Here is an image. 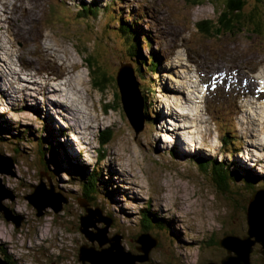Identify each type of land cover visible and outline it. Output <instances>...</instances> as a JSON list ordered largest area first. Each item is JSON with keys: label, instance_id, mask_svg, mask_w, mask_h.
Returning a JSON list of instances; mask_svg holds the SVG:
<instances>
[{"label": "rangeland", "instance_id": "374dc122", "mask_svg": "<svg viewBox=\"0 0 264 264\" xmlns=\"http://www.w3.org/2000/svg\"><path fill=\"white\" fill-rule=\"evenodd\" d=\"M260 1L264 3V0ZM3 3L21 16L15 19L11 29L1 12L4 10ZM246 3L242 25L231 32L223 30L222 36H218L213 26L216 30L220 29L222 13L229 12V0H0V20L7 25H4L6 33L2 34V43L6 50L15 48V53L18 49L25 53V61L15 59L16 71H21L22 65L29 67L26 63H33L34 67L28 69L34 75L30 77L39 82L37 85L42 86L41 81L47 78L56 88L57 81L64 82L65 79L59 77L61 70L54 65L59 64L60 67L65 58L70 66L78 64L80 71L77 72L85 80V83L79 80L77 85L84 92V104L79 99L80 93L79 97L71 96L70 102L80 110V116L88 127L85 130L79 128L76 132L74 127L64 122V118H71L68 113L63 114L60 110L50 113L44 104L50 102L54 105V95H50L47 102L42 95L34 100L31 99L32 94L37 91H22L24 87L20 80L13 83L15 86L10 91L7 88L12 79L2 84L0 154L14 160L15 176H1V179L17 197L15 202L6 200L4 206L14 210V216L25 219L26 223H21L17 229L16 223H8L0 213V248L4 251L1 257L5 259L9 255L13 264H82L79 250L87 243L80 231L82 211L86 213L79 204L82 202H87L89 209L103 210V216L113 221L108 237H121L127 252L139 254L136 241L142 235L149 234L157 239L159 246L151 251L150 262L145 264L219 263L227 254L220 242L229 234L247 235V201L250 199L245 197L264 188V120L260 119L258 126L261 130L256 127V133L253 128L246 130L248 132L241 129L243 124L239 121V114L242 110L243 114L245 112L244 107L241 109L243 101H239L238 93L244 94L247 86L238 84L240 76L235 73H241L244 67L246 71H251V77L264 72V23L259 29L250 24L253 14H256L257 21L261 19L264 22V4L258 0H246ZM82 9H95L98 20L93 18L91 23H87L77 18ZM143 17L145 19L141 20ZM30 18L32 21L27 23ZM116 18L133 25L139 21L140 34L148 35L153 41V45L145 46L144 55L148 59L153 53L160 56L158 73L152 76L149 72L142 74L148 80L144 84L149 85L148 107L153 120L149 127L144 124V132L138 137L125 116L121 98H116V94L120 96L117 84L116 87H109L107 83L100 90L92 82L99 75L116 80L123 65L134 66L104 38L105 25L110 21L116 24ZM207 21H212L213 26L209 25L208 33L207 30L201 32L202 27L206 28ZM19 26L30 30L27 41L21 40ZM4 27L1 22L0 32L4 31ZM38 29L41 36L36 34L34 39L31 34ZM54 48L65 55L60 52V59H56ZM38 53L42 56L37 57ZM91 56L99 61V65L94 64L98 68L96 75L86 62V58ZM0 57L6 63L4 58L7 56L0 54ZM235 58H239L235 65L240 63L242 66L239 64L237 67L240 72L231 67ZM217 67L223 71L219 72ZM3 69L4 66L0 65V75ZM174 69L179 74L176 75ZM227 70L233 72L229 77L225 76ZM166 71L168 76L175 75L176 78L191 77L193 72L198 80L199 77L202 80L207 101L204 102L202 116L204 127L201 130L198 127L200 133H190L194 125L189 121L185 124L186 118H183V124L189 127L182 128L179 133L175 131L181 126L176 128L180 120L175 108L177 119L170 127L166 116L172 119V106L178 107L173 103L179 100V96L175 89L169 91L166 85L179 88L183 83H173L171 79L174 76L166 79ZM29 85L34 84L31 82ZM233 86L240 91L236 92L237 88L233 89ZM18 89L21 91L17 94ZM152 91L154 94H151ZM170 94L172 102L168 101ZM9 96L13 99L11 102ZM215 110L223 126L236 127L241 140L235 154H226L221 131L218 123L214 122ZM246 121L248 125L252 124L250 120ZM90 129L92 136L86 134ZM48 130L52 133L51 137ZM22 132L27 136H23ZM19 136L21 138L17 139ZM40 136L45 139L47 153L39 147ZM109 137L111 143L102 145V141ZM189 139L193 144L189 143ZM54 147L56 156L51 152ZM100 149L106 154L102 162L98 161ZM52 156H55L56 162H52ZM200 159L227 165L232 172L240 173L242 184L232 185V191H226L213 175L198 171L197 161ZM28 164L31 168L27 167ZM94 171L101 173L100 190L98 195L90 196L94 198L91 200L83 194V182ZM39 172L46 179L52 178L58 193L69 199L70 204L62 214L55 215L49 210L45 218L38 219L36 211L25 202L24 196L33 192L32 186L39 185ZM248 173L252 174L253 181L257 179L253 189L249 183L247 188L242 182ZM78 178L79 182L75 180ZM146 209H149V220L142 217ZM95 248L101 250L98 245ZM253 259L254 264L261 261L257 254Z\"/></svg>", "mask_w": 264, "mask_h": 264}, {"label": "water", "instance_id": "95a60500", "mask_svg": "<svg viewBox=\"0 0 264 264\" xmlns=\"http://www.w3.org/2000/svg\"><path fill=\"white\" fill-rule=\"evenodd\" d=\"M116 77L123 111L138 137L144 132L146 117L145 99L137 81L136 71L129 64L123 65ZM14 168V160L0 154V213L8 223L15 222L16 228L19 229L20 222L14 216V210L4 206L6 200L15 202L17 197L3 184L1 179V176H15ZM51 179H46L39 172L37 175L39 185L32 186L33 192L24 196L27 205L34 212L36 211L38 219L45 218L50 213L49 210H52L55 215H60L70 204L67 197L58 193L54 181ZM249 195L246 197L250 199L247 201L249 203L247 235L244 237L226 236L220 242L221 248L226 250V256L219 263L211 262L209 264H254L255 253L261 257V262L264 264V190H258ZM79 204L86 209V213L82 211L80 219V231L87 239L86 245H82L79 250V261L82 264H145L150 262L149 254L159 246L157 239L149 234L142 235L136 241L139 254L127 252L122 245L121 237L113 239L108 237L113 221L103 216V210L89 209L87 202ZM101 224H104L105 227L99 228ZM93 229L98 230V233H94L93 231L96 230ZM96 245L101 250H96ZM0 264L6 263L0 261Z\"/></svg>", "mask_w": 264, "mask_h": 264}, {"label": "bare ground", "instance_id": "6f19581e", "mask_svg": "<svg viewBox=\"0 0 264 264\" xmlns=\"http://www.w3.org/2000/svg\"><path fill=\"white\" fill-rule=\"evenodd\" d=\"M9 1V0H8ZM29 1V0H28ZM34 2V0H32ZM37 1V0H36ZM67 1V0H66ZM81 1V0H80ZM135 2V1H134ZM145 2V1H144ZM32 3V2H31ZM109 3V2H108ZM132 3V2H131ZM134 4V3H133ZM3 7H4V10L1 11L4 13V15L6 16V23L9 25L8 27L11 29L12 25H13V22L15 21V19L17 17H21L18 12H14L12 11V9L10 8L11 6H9L7 3H3L2 4ZM117 5V4H116ZM27 6V5H26ZM51 6H52V3H51ZM51 6H50V9H51ZM146 6V4H145ZM84 8H85V5H84ZM1 9V8H0ZM30 9V8H29ZM28 9V10H29ZM140 9V8H139ZM79 12V11H78ZM112 13V12H111ZM136 14V13H135ZM148 14V13H147ZM114 15V14H113ZM126 16V15H125ZM93 17V16H92ZM116 17V16H115ZM114 17V19H115ZM146 17V16H145ZM123 19V18H122ZM147 19V18H146ZM120 20V19H119ZM32 21V19L30 18V20L27 22V23H30ZM117 21V20H116ZM2 22L3 24V27L4 25H6V23L4 24L3 23V20L1 19L0 20V23ZM120 23V22H119ZM123 23V22H122ZM121 23V24H122ZM133 25V24H132ZM7 26V25H6ZM134 27V26H133ZM142 28V27H141ZM4 31L0 32V54L5 57L7 56V58H4V60L6 61L3 62V59L1 60V57H0V65L1 66H4V71H3V74L0 75V82H1V87H0V91L1 89H3L2 87V84H7V79H12L13 82H10L9 83V87L7 88L8 91H10V89H12L13 86H15L13 83H16V81H19L22 85H23V89L22 91H27V90H33V91H37V92H34L35 94H32L33 97L31 99H37L38 98V95H42L45 99V101L47 102V99L50 98V95L53 97L54 95V98H53V103L54 105L52 104H49L50 102H47L46 104H44L47 108V110L51 113L53 112L54 110H60L63 114H66L68 113V116L71 117L70 119L68 120H65L64 118V122L66 124H68L70 127H74L75 131L77 132V130L79 128H83L84 130L85 129H88V127L85 125V122H83V118L80 116L81 115V112L80 110L75 107L74 105H72V103L70 102L71 96H77L79 97V93L81 94V96L79 97V99L81 100V103H83V93L82 92L83 90L79 88V80H81V82L84 80V78L82 79V76H81V73L78 74L77 71H80L79 70V66L78 64L75 65H71L69 64L68 60L65 58V61L64 63L59 67V64L57 65H54V67L56 69H60L61 71H59V77L61 78H64L65 81L64 82H61L60 80H58L57 84H55V86H58V87H54L51 85V83L49 82V79L45 78L44 79V82L41 81V84L42 86H38L37 83L39 84V82H36V80L31 77H33L34 75L32 73H29L30 70L28 68H31L33 66V63H26L27 65H29V67H27L26 65H22L21 67L23 68L21 71H16V69L14 68V66L16 65V60L17 59L18 61H25V56L24 54L22 53V50L18 49L17 50V53H15L14 49L10 48L8 50L5 49L4 47V43H2L3 41V37H2V34L3 33H6V30H5V27L3 28ZM17 29H19V35L21 37V40L23 41H27L28 40V37H30V35L28 36L29 31L28 29H24L22 27H18ZM121 29V28H120ZM137 29V28H136ZM37 30V29H36ZM139 30V29H138ZM126 33V32H125ZM37 35V37L41 36L40 35V31L38 29V31L36 32H33L32 37L34 38L35 36ZM145 36V37H144ZM142 36V39L145 38V40L147 42H145V46H148L149 43H153L152 39L151 38H148V36L144 35ZM48 38V37H47ZM139 38V37H138ZM35 39V38H34ZM43 39V38H42ZM41 39V40H42ZM37 40V39H36ZM40 40V39H39ZM140 40V41H141ZM156 40V39H155ZM34 42V41H33ZM136 44V43H135ZM25 45V44H24ZM150 45V44H149ZM40 46V45H39ZM38 46V47H39ZM135 46V45H134ZM176 46V45H175ZM48 47H49V44L46 48V50H48ZM55 52V57L56 59H60L61 56L58 55V53H64L63 51H59V49H56L54 48L53 50ZM138 52V51H137ZM32 53V52H31ZM151 53V52H149ZM65 55V53H64ZM17 56H19L18 58H20V60L17 58ZM37 57H40L42 56V53H38V55H36ZM151 56V55H150ZM149 56V57H150ZM163 56V55H162ZM54 57V58H55ZM145 57V56H143ZM154 58V57H153ZM180 58V57H179ZM147 59V58H146ZM181 59V58H180ZM36 60V59H35ZM138 60V58H137ZM140 60V59H139ZM145 60V59H144ZM150 60V59H149ZM239 60V58H235V60H233V67L234 70H238L237 67L240 63H237L235 65V63ZM55 61V60H54ZM132 61V60H131ZM136 61V60H135ZM141 61V60H140ZM155 61V60H154ZM139 62V61H138ZM68 63V64H67ZM153 63V62H152ZM135 64V63H134ZM147 64V63H146ZM133 65V64H132ZM140 66V64H137ZM144 65V64H143ZM156 65V64H155ZM157 66V65H156ZM229 66V65H228ZM241 66V64H240ZM249 66V65H247ZM251 66V65H250ZM34 67V66H33ZM71 67V68H70ZM149 67V66H148ZM242 67V66H241ZM157 68V67H156ZM187 68V67H186ZM220 67H217L216 69L219 71V72H222L223 70L222 69H219ZM151 69V68H150ZM141 70V69H140ZM157 70V69H156ZM187 70H191L189 68H187ZM244 71H241V73H235L236 76L239 75L240 76V79L238 80V84H244L245 86H247V90L244 94L242 93H238L240 98H239V101H243V105L241 106V109L242 107H244V112L245 114H243V110H242V113L239 114V117H240V122H242L243 124V128L241 127V129L244 131V132H248L246 130L248 129H252L254 130V132L256 133V127L260 128L261 130V127L258 126L259 125V122H260V119L264 120V116H262L261 118V115H264V102H261V101H264V72L262 74H259L257 77H251V71H246L245 70V67L243 69ZM248 70V69H247ZM254 70V67L253 69ZM239 71V70H238ZM23 72V73H21ZM175 69H174V73H175ZM217 72V73H219ZM240 72V71H239ZM243 72H245L243 74ZM21 74H24L25 76H21ZM158 73V72H157ZM224 73V72H223ZM226 77H229L230 75L233 74V72H229L228 70L226 71ZM176 74V73H175ZM177 74H179V71L177 72ZM176 74V75H177ZM234 74V75H235ZM62 75V76H61ZM148 75V74H147ZM29 76V77H28ZM31 76V77H30ZM170 76H174V78H172L171 80L173 81V83L175 82H179V83H183V86H180L179 88H173L171 85H166L165 87L168 88V90L170 91L171 89H175L176 92H177V96H179V100H177L175 103H173L174 105H178V107H175V106H172V119L170 118L169 115H167L166 117L169 118V125L170 127H172V124H174V121L177 119V111H178V120L180 121H177L178 122V125L176 126L179 127V125H181L178 129H176L175 131H177L178 133L181 132L182 128H186V127H189L188 126H184L186 123L189 124V122H191L194 126L191 127V129H193V132L190 131V133L192 134H197V133H200L199 132V129L201 130V128H203V124H205V122L203 121L202 119V116L204 115V102L207 101L206 99V96H205V93L206 91H203L202 90V80L200 79L199 77V80H198V77H196L194 75V73L192 72V76L191 77H180L178 76V78H176L175 75H170ZM168 72L166 71L165 74H164V77L166 79H168ZM180 77V78H179ZM232 79H235V78H232ZM15 81V82H14ZM235 81V80H234ZM31 82L34 84L33 86H30L29 84H31ZM85 83V80L84 82ZM190 83V84H189ZM234 83H237V82H234ZM163 84L165 85V83L163 82ZM83 85V84H82ZM237 85V86H239ZM189 86V87H188ZM175 87V86H174ZM236 92L240 91L238 90V87L236 86H233V89H236ZM44 90V91H41ZM183 89V90H182ZM40 90V91H39ZM86 90V89H85ZM21 90L18 89L17 91V94L18 92H20ZM2 92V91H1ZM3 93V92H2ZM15 93V91H14ZM27 94H30L29 92H25ZM16 94V95H17ZM88 94V93H86ZM168 94V93H167ZM9 95V93L7 94ZM64 96H67V98H64ZM164 96V95H163ZM70 97V98H69ZM171 97V94L168 96V99H170ZM253 97H254V100L253 101ZM164 98H167V97H164ZM10 100V102L13 100H11V96H9L8 98ZM74 100V99H73ZM172 99L168 100L170 102ZM257 101V102H256ZM86 103V102H85ZM76 104V103H75ZM87 105V104H86ZM85 105V106H86ZM52 106V107H51ZM87 107V106H86ZM177 109V111L175 109ZM25 110H28L27 108H25ZM70 110V112H69ZM24 111V110H23ZM176 111V112H175ZM186 111V112H185ZM72 116H71V115ZM167 114V113H166ZM261 114V115H260ZM244 115V116H243ZM249 116L251 115L252 117L251 118H248V117H245V116ZM64 116V115H63ZM205 116H207V118L209 119V116L206 114ZM56 118H59L60 116H57L55 115ZM74 117V119H73ZM167 118V119H168ZM183 118H186V122L185 124H183ZM243 119V120H242ZM164 120L166 121V118L164 117ZM246 120H250L252 122L251 125H248V122ZM95 121V120H94ZM189 121V122H188ZM74 123V125L71 124ZM167 122V121H166ZM181 122V123H179ZM64 123V124H65ZM154 124H155V121H154ZM167 124V123H166ZM207 124V123H206ZM85 125V126H84ZM157 125V124H156ZM168 125V126H169ZM83 126V127H81ZM165 126V125H164ZM200 126V128L198 129V127ZM173 129V128H171ZM197 130L194 131V130ZM170 131V129H168ZM252 131V130H251ZM81 132V131H79ZM89 132V133H88ZM254 133V134H255ZM86 134H89L92 136V132H91V129L89 131H87ZM244 136V135H243ZM242 136V137H243ZM256 136V134H255ZM224 137V136H223ZM85 138V137H84ZM89 138V137H88ZM191 138V137H190ZM188 141V139H187ZM181 143L183 145H186V143H184L182 140H181ZM189 143H192L193 144V141L191 139H189ZM82 146V145H80ZM83 147V146H82ZM187 149V148H186ZM191 152V151H190ZM189 152V153H190ZM192 153V152H191ZM190 153V155H192ZM187 154V153H186ZM231 156V155H230ZM202 157V156H201ZM78 163V162H77ZM79 165V164H78ZM28 168H31L30 165L28 164L27 166ZM82 167V166H81ZM246 174V173H245ZM147 206V205H146ZM151 206V205H150ZM149 209H146V211H148ZM86 211V209H85ZM144 216V215H143ZM142 216V217H143ZM17 220L20 222V227H21V223H23L24 219L23 218H20V217H16ZM10 223V222H9ZM15 223V222H14ZM93 231V230H92ZM94 233H98V231H93ZM0 261L3 262V263H6L8 264L5 260H3L1 257H0Z\"/></svg>", "mask_w": 264, "mask_h": 264}, {"label": "trees", "instance_id": "16d2710c", "mask_svg": "<svg viewBox=\"0 0 264 264\" xmlns=\"http://www.w3.org/2000/svg\"><path fill=\"white\" fill-rule=\"evenodd\" d=\"M229 2H230V4H228L229 12H223L222 13V18L219 21L220 29L216 30L215 25L213 26V22L212 21H207L206 22V28L204 29L202 27L201 30H200L201 32H204L205 30H207L206 32L208 33V31H210L209 30V25H211V26H213V28L215 30V33H217L218 36H222V31L223 30H227V31L231 32V31L235 30L238 25H242V19H244V17H243L244 15H242V14L245 12V8L247 6L246 0H229ZM258 2L263 3L260 0H258ZM196 5H198V4H196ZM82 10H80L82 12L77 14V18L84 19L85 22H87V23H91L93 18H95L96 21L98 20L99 16H97L95 9H82ZM97 10H98V8H97ZM107 14H110V13L108 12ZM255 16H256V14L251 15L250 24L255 25V27L259 29L260 27H263V23L264 22L261 19L259 21H257V19H255ZM116 20H117V21H115L116 24H113L110 21L107 25H105L106 30H104L105 33L103 35H104V38H106L105 40H108V42H110L111 44L114 45V47H116L117 49L120 50L121 55L123 56V58L125 60L126 59H128L129 61L132 60L131 63L134 65L133 67H134V69L136 71V76H137V78L139 80L140 85H142V86H140V88H141L143 97L145 99V117H146L147 127H149V125H150L149 123H151V120H153L150 117V112H149V107H148V98H147V96H149L147 94H148V92L150 93V90H149V87H148L149 85L144 84L148 80H146L147 78H144V76L142 74L145 73V72H149V74H151V76H152L158 71V68H159V65H160V63H159V58L160 57L157 54H159V53H153L149 57L150 60L146 57V55H144L143 50H145V48L147 47V46L145 47L144 43L147 42V41L145 40V38H143V40L140 39V37L142 35L140 34V32L138 30L139 29V25H140L138 22H137V24L134 23V25H132V24H129V23L123 21V20H119L118 18H116ZM148 38H150V37H148ZM118 41H120V42H118ZM149 44L153 45L152 43H149ZM149 44H148V46H150ZM143 56H145V57H143ZM137 58H138V60H137ZM86 59H87L86 60L87 64L89 66H91V68L94 70L93 73H95V75H96V73L98 72V68L96 66H94V64L95 65H99V61L96 60L95 57L92 58V56L88 57ZM137 64H140V66L137 65ZM97 77H98L97 79H93V81H92V82H94L93 85H94V87L96 89H100V90L104 89L106 87L107 83H108L109 87L110 86L116 87L115 78H113L114 80L111 79L110 77H108L106 79L105 75H103L102 77H100V75H99ZM96 80H98V81H96ZM142 82H143L144 85L142 84ZM151 94H154V91H152ZM116 98L117 99L120 98L118 94H116ZM211 112L213 114V108H212ZM217 114H218V111L215 110V121L214 122L218 123L219 130L221 131V134H222L223 145L227 149L226 154H228V153L235 154L236 150L240 147V140H239V138L237 136V133H236L237 132L236 127L233 126V125H230V127L223 126V124L221 123L220 119H218V115ZM0 127L3 128V124L2 123H1ZM0 131H1V129H0ZM48 131H49L48 134L51 137L52 133H51L50 130H48ZM20 132H21V130H20ZM39 134L42 136L41 133H39ZM22 135L23 136H27L23 132H22ZM41 136L39 137L38 141H40V142H38V144H39V147L42 150L45 151L46 150V146H45V144L43 142V140H45V139L43 137H41ZM19 138H21V137L19 136L17 139H19ZM105 142H110L111 143L110 137L108 139L102 141V145H108V144H105ZM47 146L49 147V144ZM51 152L55 156L58 155L57 154V150L55 149V147L52 149ZM58 153H59V148H58ZM104 153L105 152H103L101 149L98 151V156L100 157L99 160H98L99 162H102V161L105 160L106 154H104ZM55 156H52V162H56V159L54 158ZM197 162H198L197 163L198 171H200V172H202L204 174L213 175V178H215V181L219 184V186L224 188L228 192L231 190L232 185L242 184L241 183L240 173L232 172L231 168H229L225 164H218V163L215 164V162H209V161L206 162L203 159H200ZM47 166L50 167L49 164H47ZM100 178H101V173H99L98 171H94L92 173V175L87 176L85 182H83L84 187H85L84 191H83V194H84L85 198H89V199L93 200L94 198L93 197L91 198L90 196H92V195L95 196L94 194H96V195L99 194L98 190H100V188H99L98 185H100L99 184V182H100L99 179ZM254 179L257 181L256 178H254ZM75 180L76 181L78 180L77 182H79V178L75 179ZM80 180H82V178H80ZM255 180L253 181L252 174L248 173V175H246L244 177V181H242V182L246 183V184L243 183V185L246 186L247 188L249 187L247 185L249 183L250 187L253 189V187L256 186L255 185L256 184ZM258 185H260V184H258ZM262 190H264V188H262ZM237 191H239V190H237ZM251 193H254V192H251ZM251 193H249V194H251ZM249 194L246 197L250 196ZM234 201L236 202V200H234ZM147 208H149V207H147ZM148 215H149V210L144 214L143 218L145 220H149ZM24 221H25V219H24ZM23 223H26V221L23 222ZM229 236H237V234H235V235L234 234L233 235L229 234ZM237 237H239V236H237ZM242 237H244V236H242ZM2 252H4V251L0 248V254ZM254 255H256V253ZM6 256L7 257L5 259L3 257H1V256L0 257L3 260H5L8 264H13V262L9 258V255H6ZM253 261H254V259H253ZM258 264H262V262L259 261Z\"/></svg>", "mask_w": 264, "mask_h": 264}]
</instances>
